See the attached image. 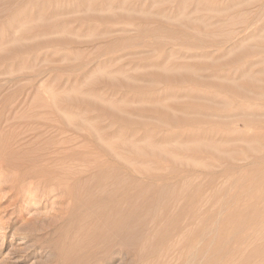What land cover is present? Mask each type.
<instances>
[{
    "label": "rangeland",
    "instance_id": "rangeland-1",
    "mask_svg": "<svg viewBox=\"0 0 264 264\" xmlns=\"http://www.w3.org/2000/svg\"><path fill=\"white\" fill-rule=\"evenodd\" d=\"M263 88L264 0H0V139H20L19 156L58 150L44 177H81L82 202L111 195L98 240L59 229L71 204L55 182L45 196L0 185V264H264V215L250 217L264 212V114L218 115L261 113ZM71 113L111 142V162L86 130L62 132ZM88 240L84 260L73 246Z\"/></svg>",
    "mask_w": 264,
    "mask_h": 264
},
{
    "label": "bare ground",
    "instance_id": "bare-ground-1",
    "mask_svg": "<svg viewBox=\"0 0 264 264\" xmlns=\"http://www.w3.org/2000/svg\"><path fill=\"white\" fill-rule=\"evenodd\" d=\"M178 1V0H177ZM179 3H181V2H179ZM157 14V13H156ZM47 30V29H46ZM45 30V31H46ZM111 30V29H110ZM47 32V31H46ZM43 33H44V31H43ZM179 67V66H178ZM249 70V69H248ZM247 73V72H246ZM245 73V74H246ZM187 74V73H186ZM189 75V74H188ZM164 78H170L169 76H168V73L167 74H165L164 73V75H162ZM171 76V75H170ZM184 76V75H183ZM172 78V77H171ZM177 77H175V79H176ZM184 78V77H183ZM192 78V77H191ZM178 79V78H177ZM247 84V83H246ZM253 85V84H252ZM258 85H260V84H258ZM221 86V85H220ZM224 86H226V85H224ZM227 86H230V84L229 85H227ZM254 86V85H253ZM256 86V85H255ZM254 86V87H255ZM252 87V86H251ZM262 87H263V85L261 86V89H262ZM226 88V87H225ZM232 88L234 89V87L232 86ZM245 88H246V86H245ZM259 88V87H258ZM258 88H254V91H260ZM222 89H224V88H222ZM229 89V88H228ZM236 89V91L234 92V90L231 92V94H234V93H236V95H237V92H238V87L237 88H235ZM247 89V88H246ZM231 90V89H230ZM253 90V89H252ZM263 90H264V88H263ZM248 91V90H247ZM230 92V91H229ZM239 92H240V90H239ZM242 92V91H241ZM262 92V91H261ZM264 92V91H263ZM243 93V92H242ZM241 93V94H242ZM246 93V92H245ZM254 93V92H253ZM257 93V92H256ZM244 94V93H243ZM249 94V93H248ZM255 94V93H254ZM258 94V93H257ZM235 95V94H234ZM240 95V94H239ZM238 95V96H239ZM263 95V94H262ZM211 96V95H210ZM260 97V96H259ZM248 98V97H247ZM251 99H253V98H251ZM255 100H256V97H255ZM109 112V111H108ZM111 112V111H110ZM219 112V114L218 115H232V116H235V117H237L238 118V116H239V118H238V120L240 119V118H243V119H241V120H245L246 122L248 121L249 122V118L251 117V116H259V115H263L264 114V111H262L261 113H256V112H254V111H249V109L248 108H244V107H242L241 105H239V106H235V107H223L220 111H218ZM57 113V112H56ZM164 112L162 111V114H163ZM50 114V113H49ZM58 114V113H57ZM60 114V113H59ZM72 115V117L74 116L73 115V113H71ZM36 115V114H35ZM66 115V117H68V115L67 114H65ZM101 115V114H100ZM108 115V114H107ZM5 116V115H4ZM7 116V115H6ZM5 116V117H6ZM42 116H43V114H42ZM42 116H40V117H42ZM52 116V115H51ZM55 116V115H54ZM81 115H79L78 117H80ZM82 116H86V115H82ZM96 116H98L97 114H96ZM108 116H110L111 117V115H108ZM167 116V115H166ZM170 116V115H169ZM11 117V116H10ZM33 117V116H32ZM69 118V119H66V123L64 122V124H60V123H63V122H60V123H58V124H60V127L61 126H63L61 129H62V132L63 131H65V132H67L68 130H70V132L72 131V132H74V133H79V132H82L83 130H86V134H84V133H82L81 134V137H82V140L84 139V140H86V142H88V143H90V145H92L93 146V148H95V149H100L103 153H104V155L108 158V160L111 162V142L109 141V143H108V141L106 142V140H105V144H106V148L105 149H103V147L102 146H105V144L103 145V143L102 144H100V141L102 142V136H100L99 135V133H100V131H98L99 133L98 134H95V133H91V132H89L87 129V126L86 125H88L89 126V124H84V122L82 121V120H80L79 118H77V115H76V118L77 119H79V121L78 120H75L74 119V117L73 118ZM88 117H89V119H90V116H87V118L85 119V121H87V119H88ZM99 117V116H98ZM101 117H104L103 115H101L100 116V120L102 121V122H104L103 121V119H101ZM245 117V118H244ZM28 118V117H27ZM31 118V117H30ZM58 118V117H57ZM81 119L83 118V117H80ZM8 119V118H7ZM6 119V120H7ZM13 119V118H12ZM26 119V118H25ZM35 119V118H34ZM45 119V118H44ZM43 119V120H44ZM52 119H54V117L52 118ZM56 119V118H55ZM54 119V120H55ZM58 119H62V118H58ZM58 119H56V120H58ZM65 119V118H64ZM84 119V118H83ZM88 119V120H89ZM91 119L92 120H94L95 119V117L93 116V118L91 117ZM17 120V119H16ZM47 120H50V119H47ZM46 120V121H47ZM55 120V121H56ZM92 120H90V121H88V123H90V124H95L96 125V121H93V123L91 122ZM95 120H97V118L95 119ZM110 120H111V118L109 119V121L108 122H110ZM240 120V121H241ZM52 121V120H51ZM99 120H97V122H98ZM53 122V121H52ZM102 122H100V123H102ZM107 122V121H106ZM107 122V123H108ZM263 122H264V120H263ZM15 123V122H14ZM21 123V122H20ZM22 123H24V122H22ZM55 123V122H54ZM99 123V122H98ZM245 123V122H244ZM11 124V123H10ZM16 124V123H15ZM30 124V123H29ZM104 124V123H103ZM109 124H111V123H108L107 125L109 126V127H111ZM8 125V124H7ZM37 125V124H36ZM41 125V124H40ZM52 125V124H51ZM98 125V124H97ZM96 125V126H97ZM30 126V125H29ZM42 126H44V124L42 125ZM104 126H106V125H104ZM103 126V127H104ZM108 126H106L105 128H107ZM11 127V126H10ZM28 127V126H27ZM35 127V126H34ZM49 127V126H48ZM90 127V126H89ZM92 128H93V126H91ZM90 127V128H91ZM95 127V126H94ZM101 128V129H103V127H101V125L99 126L98 125V128ZM108 127V128H109ZM16 128V127H15ZM15 128H12V129H15ZM30 128H32V127H30ZM41 128V127H40ZM59 128V127H58ZM85 128H87V129H85ZM91 128V129H92ZM107 128V129H108ZM17 129V128H16ZM33 129V128H32ZM50 129V128H49ZM96 129V128H95ZM6 130V129H5ZM22 130V129H21ZM24 130V129H23ZM26 130V129H25ZM48 130V129H47ZM51 130V129H50ZM94 130V129H93ZM2 131V130H1ZM20 131V130H19ZM44 131V130H43ZM43 131H41V132H43ZM54 131V130H53ZM58 131H61V130H58ZM92 131V130H91ZM16 132V131H15ZM24 132V131H23ZM41 132H40V134H41ZM62 132H60V133H62ZM93 132V131H92ZM104 132H105V129H104ZM4 133V132H3ZM26 133V132H25ZM45 133V132H44ZM5 134H6V132H5ZM18 134V133H17ZM39 134V135H40ZM108 134H111V133H109L108 132ZM107 134V135H108ZM19 135V134H18ZM21 135V134H20ZM39 135H37V136H39ZM55 135V134H54ZM71 135V134H70ZM0 136H1V134H0ZM2 136H4V134H2ZM7 136H10L9 134L8 135H5L4 136V138H6ZM14 136V135H13ZM12 136V137H13ZM36 136V137H37ZM41 136V135H40ZM39 136V137H40ZM78 136V135H77ZM15 137V136H14ZM14 137L13 138H6V139H8V140H6V139H2L3 137H1V139H0V169H3V168H5V169H9L8 167H11V168H13V169H17V168H22V171H21V174H19L20 176L19 177H9V178H2V177H0V185H2V184H8V186H9V188H14V187H16V186H20L19 184H21V185H26V183H27V188L28 189H30L31 187H30V185L31 184H33L34 182H36V185H37V187H40V190L42 189V192H41V194L43 195V194H49V192H51V190L49 189V188H51V187H49L47 184H53L54 182H55V185H58L57 186V188L58 189H60L59 188V186H62L63 187V191L61 192L62 193V197H64V200H67L68 201V204L70 203L71 205L69 206V207H67V210L65 209L63 212H61L60 214L62 215V214H64L65 216H60L61 217V219H60V228L59 229H62V230H64V229H68L69 231H73V229H77L76 231H80V234L81 233H85V234H87L86 235V237L87 236H89V238H92V236H96L97 237V239L101 236L100 235V233L101 232H104L105 230H107L109 227H110V229H111V195H106L105 196V198H104V202L103 201H99V202H97L98 200H97V196L94 198V197H90V198H87L86 200H84V202H82L80 199H79V194L77 195V190H78V192H79V189L81 190V186H79V178H81V177H44V175H46L48 172H53V171H51V169H47L46 168V166H41V165H39V163H41V162H43V161H45V160H53V159H55V155H56V153H58L57 151L54 153L53 151V153L54 154H52V156L51 155H49L48 157H46V156H44L45 155V153H43V154H37V156H35V154L34 155H31L30 153V151H29V154L30 155H26L25 153H22L21 152V156H19V155H17L16 153H18V152H16V151H13V150H11V148H8V147H10L11 145L12 146H14L13 144H17L18 146L22 143L21 142V140L19 141V140H17V139H14ZM80 137V136H79ZM24 139H25V137H23ZM45 138V137H44ZM65 138V137H64ZM71 138H72V136H71ZM104 138V137H103ZM108 138L111 140V136L109 135L108 136ZM253 138H255V139H258L257 137H253ZM10 139V140H9ZM22 139V138H21ZM32 139V138H31ZM76 139V138H75ZM105 139V138H104ZM108 139V140H109ZM255 139H252V140H255ZM28 140V139H27ZM61 140V139H60ZM83 140V141H84ZM10 141V142H9ZM63 142H65V141H63ZM86 142H84V143H86ZM103 142H104V140H103ZM66 143V142H65ZM64 143V144H65ZM81 143V142H80ZM84 143H82V144H84ZM24 144V143H23ZM22 144V145H23ZM38 144V143H37ZM53 144V143H52ZM56 144V143H55ZM79 144V143H78ZM25 145V144H24ZM27 145H28V143H27ZM50 145V144H49ZM85 145V144H84ZM34 146V145H33ZM86 146V145H85ZM87 146H89V145H87ZM86 146V147H87ZM92 146H89V147H92ZM46 147V146H45ZM44 147V148H45ZM69 147V146H68ZM74 147V146H73ZM76 147H78L77 146V144H76ZM80 147V146H79ZM30 148H31V145H30ZM40 148V147H39ZM43 148V147H42ZM41 148V149H42ZM64 148V147H63ZM70 148V147H69ZM82 148H84V147H82ZM13 149H14V147H13ZM37 149H38V147H37ZM15 150V149H14ZM25 150V149H24ZM28 150V149H27ZM30 150V149H29ZM32 150H33V148H32ZM65 150H67V149H65ZM69 150V149H68ZM99 150V151H100ZM38 151V150H37ZM55 151V150H54ZM95 151V150H94ZM99 151H96V152H98L99 153ZM33 152V151H32ZM61 152V151H60ZM82 152V151H81ZM65 153V152H64ZM101 153V152H100ZM27 154H28V152H27ZM47 154H48V152H47ZM80 154V153H79ZM89 154V153H88ZM39 155V156H38ZM43 155V156H42ZM88 156H90V154L88 155ZM84 157V156H83ZM94 157V156H93ZM95 157L97 158V156L95 155ZM94 159V158H93ZM98 159V158H97ZM96 159V160H97ZM60 160V159H59ZM54 161V160H53ZM56 161V160H55ZM60 161H62V160H60ZM71 161V160H70ZM73 161H75V160H73ZM79 161V160H78ZM87 161H89V160H87ZM90 161H93L94 162V160H90ZM46 162V161H45ZM83 162V161H82ZM67 163V162H66ZM69 163V162H68ZM67 163V164H68ZM72 163V162H71ZM75 163H78V162H75ZM84 163H85V161H84ZM83 163V164H84ZM92 163V162H91ZM61 163H59V166H61L60 165ZM79 164V163H78ZM88 164V163H87ZM69 165V164H68ZM71 165V164H70ZM81 165V164H80ZM94 165V164H93ZM77 166V165H76ZM53 167H54V165H53ZM52 167V168H53ZM62 167V166H61ZM72 167V166H71ZM82 167H83V165H82ZM85 167H87V166H85ZM85 167H83V168H85ZM51 168V167H50ZM57 168V170H58V167H56ZM66 168H67V165H66ZM69 168V167H68ZM59 169H61L60 167H59ZM72 169V168H71ZM71 169L69 170V171H71ZM80 169V172H82L81 171V168H79ZM257 169L258 168H255L254 170H256L254 173L255 174H258V173H261V171H264V170H261L260 172H258L257 173ZM76 170V169H75ZM74 170V171H75ZM99 170V169H98ZM253 170V171H254ZM259 170V169H258ZM1 171H3V170H1ZM61 171V170H60ZM65 171H68L67 169H65ZM79 171V170H78ZM86 171V170H85ZM107 171V170H106ZM55 172V171H54ZM83 172H84V170H83ZM59 173V172H58ZM76 173V172H75ZM79 173V172H78ZM263 173V172H262ZM0 174H1V172H0ZM60 174V173H59ZM61 174H62V172H61ZM63 174H64V170H63ZM65 174H67L66 172H65ZM69 174V173H68ZM67 174V175H68ZM72 175H74V173H71ZM98 174V173H97ZM103 174V173H102ZM254 174V175H255ZM105 174H103V176H104ZM259 175H262V174H259ZM263 175H264V173H263ZM105 177V176H104ZM260 178V177H259ZM90 179V178H89ZM107 179V178H106ZM81 180V179H80ZM83 180V179H82ZM103 180H105L104 178H103ZM78 181V182H77ZM261 182H262V180H260ZM264 181V180H263ZM50 182H53V183H50ZM84 182V181H83ZM86 182V181H85ZM89 182V181H88ZM111 183V182H110ZM82 185L84 184V183H81ZM254 184H255V182H254ZM260 185V184H259ZM262 185V184H261ZM103 186V185H102ZM23 187V186H22ZM78 187H79V189H78ZM99 187H101V186H99ZM106 187V186H105ZM258 187H261V189H262V191H263V189H264V185H262V186H258ZM24 188V187H23ZM96 188V187H95ZM55 189H56V187H55ZM85 189V188H84ZM260 189V188H259ZM259 189L256 191V193L257 192H260V193H262L261 191H259ZM39 190V191H40ZM97 190H98V187H97ZM23 191V190H22ZM57 191V190H56ZM59 191H61V190H59ZM24 192H25V190H24ZM95 192H96V190H95ZM95 192H93V193H95ZM26 193V192H25ZM97 193V192H96ZM95 193V194H96ZM99 193V192H98ZM254 193H255V191H254ZM253 193V194H254ZM83 194V193H82ZM81 194V195H82ZM263 194H264V191H263ZM92 196H93V194H91ZM98 195V194H97ZM104 195V194H103ZM41 196V195H40ZM43 196H45V195H43ZM262 196V195H261ZM264 196V195H263ZM34 197V196H33ZM42 197V196H41ZM45 199V198H44ZM64 202V201H63ZM65 204V203H64ZM83 204H85L86 206H90V209L89 210H85L84 212L82 211L81 213H78L79 211H78V209L81 207V206H83ZM100 208V209H99ZM102 209H104L103 210V212H102ZM98 210H100V212H98ZM237 211V210H236ZM128 213V212H127ZM262 214L264 215V212L263 211H257V210H252L251 211V213H250V217L251 218H253L252 220H257V219H259V218H261V216H262ZM246 217V215L245 214H241L239 211L238 212H234L233 213V215H231L230 216V220H232L233 222H241L244 218ZM263 217V216H262ZM94 219H96V220H94ZM84 220H91V221H94V223L90 226V227H87V228H85L83 225H79V223H81L82 221V223H84ZM251 220V221H252ZM53 221V220H52ZM232 221H231V223H232ZM87 225H88V223H87ZM233 225V224H232ZM236 225H239V224H236ZM56 226H58V225H56ZM55 226V227H56ZM86 226V225H85ZM240 226V225H239ZM103 229H105L104 231H102ZM74 230V231H75ZM65 233V232H64ZM75 233V232H74ZM105 233V232H104ZM76 234V233H75ZM103 234V233H102ZM100 235V236H99ZM72 236H74V234L72 235ZM76 236V235H75ZM78 236H76L75 237V239H77L76 241H78L79 239L78 238H80V236L77 238ZM111 237V236H110ZM74 238V237H73ZM65 239V238H64ZM74 239V240H75ZM81 239V238H80ZM103 239H104V237H103ZM102 239V240H103ZM98 240H100V239H98ZM241 240V239H240ZM60 241V240H59ZM70 241V240H69ZM89 241V240H88ZM80 242V241H79ZM79 242H75V244H74V246H73V248L74 249H76L75 251H77L78 250V254H76L77 256H79L80 258H82V256L81 255H83V254H86V257L84 258V260H86V258H87V252L89 251V249L91 248L90 246L91 245H93V243H95L96 242V245H97V240L95 241V240H92V241H89V242H87V243H79ZM86 242V241H85ZM239 243V242H238ZM60 245V244H59ZM96 245H95V248H96ZM92 248L93 249H95L94 248V246H92ZM92 248H91V251H93L92 250ZM70 250V249H69ZM68 250V251H69ZM84 250V252H82ZM67 251V250H66ZM96 251V250H95ZM103 251V250H102ZM82 252V253H81ZM90 252V251H89ZM90 254V253H89ZM92 255H94L93 254V252H92V254L90 255V256H92ZM74 256V255H73ZM96 257H95V255L93 256V260L95 259ZM92 260V259H91ZM87 262V261H86ZM109 262V261H108Z\"/></svg>",
    "mask_w": 264,
    "mask_h": 264
}]
</instances>
